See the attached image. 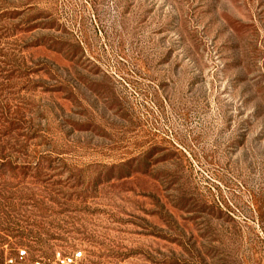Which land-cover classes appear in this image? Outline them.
Wrapping results in <instances>:
<instances>
[{
  "label": "rangeland",
  "instance_id": "1",
  "mask_svg": "<svg viewBox=\"0 0 264 264\" xmlns=\"http://www.w3.org/2000/svg\"><path fill=\"white\" fill-rule=\"evenodd\" d=\"M76 252L264 264V0H0V264Z\"/></svg>",
  "mask_w": 264,
  "mask_h": 264
},
{
  "label": "built area",
  "instance_id": "2",
  "mask_svg": "<svg viewBox=\"0 0 264 264\" xmlns=\"http://www.w3.org/2000/svg\"><path fill=\"white\" fill-rule=\"evenodd\" d=\"M21 259H25L27 256V252L26 251H20L19 253ZM83 256L82 252H76L73 255H70L68 257H66L64 259V263L65 264H76L78 260H80ZM6 264H16L15 260L12 258L7 259ZM37 264H41V263H37Z\"/></svg>",
  "mask_w": 264,
  "mask_h": 264
}]
</instances>
